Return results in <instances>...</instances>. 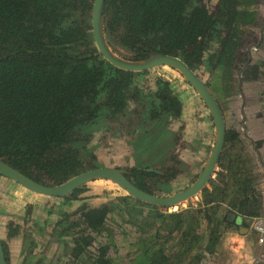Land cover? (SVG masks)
Returning <instances> with one entry per match:
<instances>
[{
  "label": "trees",
  "instance_id": "obj_1",
  "mask_svg": "<svg viewBox=\"0 0 264 264\" xmlns=\"http://www.w3.org/2000/svg\"><path fill=\"white\" fill-rule=\"evenodd\" d=\"M257 1L107 0L105 34L113 49L128 59L163 52L182 57L196 72L205 67L208 84L220 104L221 97L232 89L229 86L234 84L235 75L244 100L243 80L264 81V59L254 62L251 57V50L261 44L260 32L254 28L259 17ZM93 3L0 0V158L46 185H58L103 166L93 144L94 125L123 116L133 101H140L143 87L139 79L163 69L131 71L109 62L93 37ZM167 71L169 74L160 73L155 78L156 88L148 94V104L138 103L134 109L143 126L182 114V100L174 83L176 78L188 82L177 70ZM261 99L264 101V93ZM172 135L177 140L175 131ZM247 138L255 151L264 143ZM238 143H244L241 132L227 127L211 188L203 190L202 208L192 214L174 212V206L149 204L128 193L111 203L73 205L81 199L87 183L66 197H58L60 204L49 209V213L59 215L50 236L70 239L67 264H200L202 250L214 252L221 242L220 233L238 227L230 213L249 223L262 214L252 157L244 146L238 149ZM173 148L156 162L143 161L120 169L139 188L160 194L157 181L175 178L176 166L181 163ZM116 202L128 206L129 220L140 233L132 244L134 250L126 255L119 254L121 248L115 239L117 227L112 215H121ZM38 204L28 202L26 209L33 212ZM136 211H145L146 218L155 216L154 224L158 225L136 220ZM202 215L208 229L205 244L198 232ZM19 229L10 221L8 238L23 234ZM176 233H181L179 239ZM172 239L175 244L170 247ZM3 242L11 264L7 241Z\"/></svg>",
  "mask_w": 264,
  "mask_h": 264
},
{
  "label": "rangeland",
  "instance_id": "obj_2",
  "mask_svg": "<svg viewBox=\"0 0 264 264\" xmlns=\"http://www.w3.org/2000/svg\"><path fill=\"white\" fill-rule=\"evenodd\" d=\"M257 5L259 17L254 28L255 31L260 32L261 44H258L260 45L259 48L251 50V57L254 62L264 59V0H258ZM118 51L127 54L121 48ZM167 70L168 68H163L158 73L154 72L155 75L148 74L145 78L139 79L143 87V93L139 97L140 101H133L130 109L115 121L106 120L94 125L93 137V144L100 164L119 168L136 166L142 164L143 161L156 162L158 157L162 159L168 148L174 145L175 148L173 149L181 163L176 166L178 173L175 178L170 181H157V188L163 195H171L181 191L196 180L206 163L214 142V124L211 115L197 92L182 78H176L177 81L174 83V88L182 100L181 116L170 118L168 121L151 122L144 126L139 122L140 117L134 109L137 108L138 103L141 106L148 104L151 99L148 94L156 88L155 78L160 73L169 74ZM198 73L204 79H208L209 71L205 67L199 68ZM232 78L234 84L230 82L229 88L232 89H229V92L221 97V106L226 117L227 127L232 128L234 126L242 134L244 143H238L236 147L241 149L244 146L247 153L252 157L250 161L252 164L251 171L258 178L257 183L262 200L261 213L263 214L264 143L258 151H255L247 137L264 141V101L261 99L264 93V81L261 78L243 80L241 83L245 95L243 100L237 90V78L235 75ZM242 112L244 116L241 115ZM239 124H242L243 128ZM173 131L178 136L177 140L173 138ZM144 150L149 155H146ZM208 186L211 188L210 183ZM126 193L113 182L99 179L89 182L86 191L81 195V199L75 200L73 205L78 206L84 203L97 206L102 203H111L113 199ZM201 199L202 193L174 206L173 210L174 212L187 211L188 214H192L195 209L202 208ZM28 202H39L40 204L35 207L33 212H30L26 209ZM116 203V211H120L121 215L118 212L112 215L113 222H115L113 224L117 227L115 239L121 248L119 254L126 255L129 251L134 250L132 244L135 243L134 241L140 233L136 223L129 220L131 215L126 213L128 206L120 202ZM59 204L60 199L58 197L33 193L0 175V233L2 239L7 241L11 264H35L38 261L40 264H67L70 239L59 240L56 236H50L59 215L48 211L52 208L56 209ZM135 214L136 220L143 221L142 223L147 226L149 224L158 225L157 222L154 224V215H152L154 216L152 219L151 216L146 218L147 213L145 211H136ZM201 218L202 222H200L198 232L202 234L205 244L207 237L204 235L207 236L208 232L207 221L203 219V215ZM252 220L250 223L247 222L249 226L246 232H242L241 227L222 231L220 233L221 241L225 238L227 241V237L230 238L229 246L227 247L226 241H223L222 244L216 246L214 252L202 250L200 264H254L261 252L257 245L256 234L251 227ZM10 221H15L20 226L19 230H23V234L8 238L7 231ZM115 226L112 227L113 230H115ZM180 235L181 233H176L175 237L178 236L179 239ZM24 237L28 239L25 240ZM238 243L244 244V248L241 250H244L242 256L241 251L237 252L234 248V245ZM174 244L175 241L172 239L169 246Z\"/></svg>",
  "mask_w": 264,
  "mask_h": 264
},
{
  "label": "water",
  "instance_id": "obj_3",
  "mask_svg": "<svg viewBox=\"0 0 264 264\" xmlns=\"http://www.w3.org/2000/svg\"><path fill=\"white\" fill-rule=\"evenodd\" d=\"M106 1L107 0H94L91 13L93 37L101 54L113 65L124 70L143 71L156 67L173 68L185 78V80L205 103L214 124V142L200 174L190 186L167 196L152 194L139 188L126 177L120 168L113 166L104 165L88 169L69 178L61 184L51 186L34 180L0 158V175L19 184L28 191L47 196L66 197L81 185L87 184L91 181L104 179L118 185L132 197L149 204L161 207L182 204L185 200L201 194L210 183L215 171L218 168L220 158L225 147L227 133V121L223 108L210 88L208 81L191 68L182 57L163 52H152L144 59L132 60L117 53L108 42L105 34L104 11ZM250 49L251 47H249V50ZM241 74L242 72L240 71L239 77H241ZM229 218L236 222V217L233 213L229 214ZM248 226L249 224L246 221H242L240 224L241 231L246 232ZM0 264H9L6 257L4 242L1 236Z\"/></svg>",
  "mask_w": 264,
  "mask_h": 264
},
{
  "label": "built area",
  "instance_id": "obj_4",
  "mask_svg": "<svg viewBox=\"0 0 264 264\" xmlns=\"http://www.w3.org/2000/svg\"><path fill=\"white\" fill-rule=\"evenodd\" d=\"M251 227L253 229V232L256 234V241L257 245L259 246V250L261 252V255L257 258L254 264L258 263H264V213L254 217L251 223ZM244 248V244H241ZM240 246V243L234 245L235 249H240L238 248ZM241 248L240 251L243 249ZM243 251H241V256L243 255Z\"/></svg>",
  "mask_w": 264,
  "mask_h": 264
},
{
  "label": "crops",
  "instance_id": "obj_5",
  "mask_svg": "<svg viewBox=\"0 0 264 264\" xmlns=\"http://www.w3.org/2000/svg\"><path fill=\"white\" fill-rule=\"evenodd\" d=\"M242 221H244V220L240 216L236 218V222H237L238 227H239V225L241 224ZM225 239L224 240L222 239V240L225 242L226 241ZM223 241H221L220 244H222ZM229 241H230V238L227 237V241L225 242V244L227 245V247L229 246ZM241 248H243V246H241Z\"/></svg>",
  "mask_w": 264,
  "mask_h": 264
},
{
  "label": "flooded vegetation",
  "instance_id": "obj_6",
  "mask_svg": "<svg viewBox=\"0 0 264 264\" xmlns=\"http://www.w3.org/2000/svg\"><path fill=\"white\" fill-rule=\"evenodd\" d=\"M119 168V167H118ZM160 193V192H159ZM156 195H160V196H167V195H170V194H167V195H163V194H156ZM55 197V196H54ZM161 207V206H160ZM52 232V231H51ZM0 236H1V233H0ZM3 241H4V238H3Z\"/></svg>",
  "mask_w": 264,
  "mask_h": 264
},
{
  "label": "bare ground",
  "instance_id": "obj_7",
  "mask_svg": "<svg viewBox=\"0 0 264 264\" xmlns=\"http://www.w3.org/2000/svg\"><path fill=\"white\" fill-rule=\"evenodd\" d=\"M242 245L240 244V246L238 247V248H240ZM235 251H237V252H239L240 251V249L238 250V249H236Z\"/></svg>",
  "mask_w": 264,
  "mask_h": 264
}]
</instances>
